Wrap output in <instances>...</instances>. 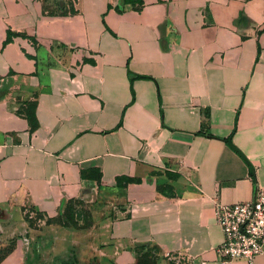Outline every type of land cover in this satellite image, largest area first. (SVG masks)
<instances>
[{"label":"crops","instance_id":"obj_1","mask_svg":"<svg viewBox=\"0 0 264 264\" xmlns=\"http://www.w3.org/2000/svg\"><path fill=\"white\" fill-rule=\"evenodd\" d=\"M257 187L264 0H0V238L23 206L116 197L52 264H249L217 258L212 200Z\"/></svg>","mask_w":264,"mask_h":264},{"label":"rangeland","instance_id":"obj_2","mask_svg":"<svg viewBox=\"0 0 264 264\" xmlns=\"http://www.w3.org/2000/svg\"><path fill=\"white\" fill-rule=\"evenodd\" d=\"M117 205L116 197L105 199L99 196L95 201H70L52 213H39L35 210L25 213L24 211L28 210V207L26 209L23 206L22 210L17 213V217L21 218L28 228V232L22 231L20 235L14 233L11 237L0 238L1 242H4V245L0 247V264L10 255L17 259L19 264H25V258H29L28 264H36L43 255L49 260L44 264H52L53 250L57 254H61L62 247L53 248L51 238H61L65 240L66 244L73 238L88 240L96 237L104 218L114 215L112 217L114 220L121 219L122 214L115 215ZM130 205L131 202L126 199V207L128 206L129 210H131ZM55 231H61L62 234L56 235ZM0 236H2V232ZM56 258L55 264H64V261L58 263L60 257ZM38 264L41 263L38 262Z\"/></svg>","mask_w":264,"mask_h":264},{"label":"built area","instance_id":"obj_3","mask_svg":"<svg viewBox=\"0 0 264 264\" xmlns=\"http://www.w3.org/2000/svg\"><path fill=\"white\" fill-rule=\"evenodd\" d=\"M212 202L213 216L223 237L214 249L217 258L223 263L251 264L264 254V187L255 188L248 202L225 204L217 198Z\"/></svg>","mask_w":264,"mask_h":264},{"label":"trees","instance_id":"obj_4","mask_svg":"<svg viewBox=\"0 0 264 264\" xmlns=\"http://www.w3.org/2000/svg\"><path fill=\"white\" fill-rule=\"evenodd\" d=\"M128 181H131V180H128Z\"/></svg>","mask_w":264,"mask_h":264}]
</instances>
